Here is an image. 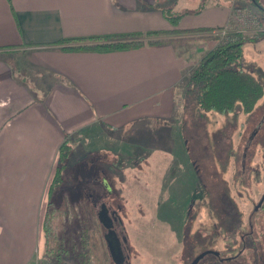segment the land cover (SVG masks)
<instances>
[{"label":"crops","instance_id":"0c3cea01","mask_svg":"<svg viewBox=\"0 0 264 264\" xmlns=\"http://www.w3.org/2000/svg\"><path fill=\"white\" fill-rule=\"evenodd\" d=\"M171 2L0 0V264H33L45 254L43 219L61 142L97 124L169 120L183 81L217 42L104 52L79 47L105 40H63L154 30L168 32L161 38L207 36L212 31L181 32L222 27L233 8L210 2L172 25L159 9Z\"/></svg>","mask_w":264,"mask_h":264},{"label":"rangeland","instance_id":"374dc122","mask_svg":"<svg viewBox=\"0 0 264 264\" xmlns=\"http://www.w3.org/2000/svg\"><path fill=\"white\" fill-rule=\"evenodd\" d=\"M180 1L179 11H193L203 1L250 11L254 21L234 30L261 35L244 42L233 66L264 85V12L247 0ZM258 2L264 7V0ZM194 100L182 83L169 120H136L123 128L97 124L70 139L76 158L62 176L76 201L61 191L59 207L69 211L53 222L66 214L71 218L73 209L98 226L99 205L92 206L85 191L103 192L104 177L111 187L104 197L122 220L130 264H188L205 250L217 255L208 253L197 264H264V208L255 209L264 192V91L250 112L241 104L231 113L201 112ZM33 264L75 263L71 256L57 260L44 254Z\"/></svg>","mask_w":264,"mask_h":264},{"label":"trees","instance_id":"16d2710c","mask_svg":"<svg viewBox=\"0 0 264 264\" xmlns=\"http://www.w3.org/2000/svg\"><path fill=\"white\" fill-rule=\"evenodd\" d=\"M247 1L250 6L264 12V7L258 0ZM173 3L175 4L176 0H172L168 6L159 8L163 16L172 25H176L184 14L197 13L205 6L203 1L193 11H179L174 8ZM261 18L264 20V14ZM212 30L214 29L198 28L183 30L181 33L211 32ZM172 32L178 31L173 30ZM167 33L162 30H154L91 35L67 38L63 41L101 42L105 40L108 42L84 45L79 47V49L106 52L139 48L145 45L153 46L178 39L191 40L216 37L213 34L182 38L160 37ZM260 35V33H255L254 36H249L240 32L226 34L201 56L197 65L188 73L186 80L183 81L185 93L193 94L199 111L226 114L233 112L237 104H241L243 112H250L254 108L257 100L263 95L264 85L256 76L244 69L235 68L233 64L242 58L244 42L256 41ZM153 37L158 38L151 39ZM72 149V144L68 137L61 142L58 148V164L49 184V201L43 219L44 252L57 260L63 255L71 256L75 264H110V257L105 248V241L102 237L100 226L99 224L98 226L94 224L95 222L89 214L81 220L79 213L72 209L73 215L71 218L66 214V218H60L57 224L55 221L53 222L55 216L61 215L63 210L66 212L69 209H60L59 207L60 201L58 197L61 191L65 194L67 200L76 201V199H72L66 193L67 191H65L66 188L63 184L67 178L62 176V171L68 167L71 161ZM74 167H72V171ZM262 207L264 208V200L260 205V208ZM90 220L91 223L89 222Z\"/></svg>","mask_w":264,"mask_h":264},{"label":"flooded vegetation","instance_id":"af4514ba","mask_svg":"<svg viewBox=\"0 0 264 264\" xmlns=\"http://www.w3.org/2000/svg\"><path fill=\"white\" fill-rule=\"evenodd\" d=\"M103 179H105V178L102 177L100 180L101 184H102ZM103 188L104 189H102V190H104V191L101 193L100 192L97 193V192L93 191L92 189H90V190L87 189L86 190L87 192L85 191V193H86L87 197L89 198V201L92 203V206H96L97 204L99 205V209L96 211V218H97V221H98L99 226H100L102 237L104 238V241H105L106 250H107V245H106L105 235L107 233L111 234L110 236H112V238L115 239L114 241L112 239H110L112 241L115 259L112 258L111 254L107 250V253H108L110 260H111V264H116L115 261L118 260L119 254L122 255V257H123V260L119 264H130V247L128 245L126 236L123 234V231L120 228V226H122V224H123L122 220L118 215L117 209H115L112 204H109L105 200L104 194H109L110 192H108L104 186H103ZM99 212L102 213L101 216H102L104 222L100 221V219L98 217ZM182 234H183V236L185 234L184 227H183ZM187 250H188V248H187ZM231 257H236V255H232ZM192 259H193V257L191 258V260ZM253 260H255V259L253 258Z\"/></svg>","mask_w":264,"mask_h":264},{"label":"built area","instance_id":"2783aa9c","mask_svg":"<svg viewBox=\"0 0 264 264\" xmlns=\"http://www.w3.org/2000/svg\"><path fill=\"white\" fill-rule=\"evenodd\" d=\"M243 10L244 9H242V10H239V9L233 10L232 9L227 23L225 25H223L222 27H220L219 29H214L212 34H214V35H216V34L225 35L226 33H228V30L230 28L234 30V29H236L237 26H243L246 21L253 22L254 20L252 18L251 12L248 11L247 9H245L244 11ZM256 21L257 20H255L256 30L261 29V25L258 24V22H256ZM234 31L240 32L242 30H240V31L234 30Z\"/></svg>","mask_w":264,"mask_h":264},{"label":"water","instance_id":"95a60500","mask_svg":"<svg viewBox=\"0 0 264 264\" xmlns=\"http://www.w3.org/2000/svg\"><path fill=\"white\" fill-rule=\"evenodd\" d=\"M102 185L107 189L108 192H111V187L108 185L107 181L105 179H103L102 181ZM264 200V192L262 193L260 199L258 200V202L256 203L255 205V209L257 207H259L262 203V201ZM102 213L99 212L98 213V217L100 219V221H103V218H102ZM104 222V221H103ZM111 234H106L105 237H106V245H107V250L109 251V253L111 254L112 258H114V249H113V246H112V241L110 239H112L113 241L115 240L114 238H112V236H110ZM214 254V255H217V252L216 251H212V250H205L201 253H199L198 255H196L188 264H197L198 261L206 254ZM123 260V257L122 255L119 254V258L118 260H116V264H119L121 263V261Z\"/></svg>","mask_w":264,"mask_h":264}]
</instances>
